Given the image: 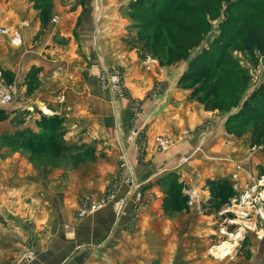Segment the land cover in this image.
Wrapping results in <instances>:
<instances>
[{
    "label": "crops",
    "instance_id": "1",
    "mask_svg": "<svg viewBox=\"0 0 264 264\" xmlns=\"http://www.w3.org/2000/svg\"><path fill=\"white\" fill-rule=\"evenodd\" d=\"M35 4L0 0L1 26L29 22L22 47L0 37V67L12 79L15 96L7 110L33 118L37 111L60 114L71 122L47 138L35 126L7 131L39 133L48 144L61 138L68 148L52 158L71 167L38 168L27 156L0 154V264L25 260L24 247L32 258L26 264H245L240 256L225 261L228 256L208 255L209 215L192 209L186 221L170 220L162 203L171 182L184 194L192 190L202 206L214 203L216 191L232 190L264 169L262 149L244 145L228 132L226 116L180 86L185 65L145 66L129 40L125 1L53 0L46 14ZM112 66L122 70L130 96L102 91L94 70ZM33 78L35 88L28 93L26 83ZM156 90L157 101L151 96ZM132 98L143 106L133 124ZM132 131L140 135L138 142L131 140ZM122 150L128 184L119 171ZM238 163L249 173L235 180ZM118 181L117 197L127 198L121 215L108 191ZM140 193L145 199L137 202ZM109 197L102 209L80 214L89 199ZM251 251L252 264H264V250Z\"/></svg>",
    "mask_w": 264,
    "mask_h": 264
},
{
    "label": "rangeland",
    "instance_id": "2",
    "mask_svg": "<svg viewBox=\"0 0 264 264\" xmlns=\"http://www.w3.org/2000/svg\"><path fill=\"white\" fill-rule=\"evenodd\" d=\"M37 1V0H36ZM124 1V0H121ZM127 2L129 0H126ZM239 1L242 2V0H178L177 5H183V3H188L195 5L198 9L195 15V19L198 23L204 24L206 27V32L203 37L202 43L194 48L192 51H190V54L187 59L185 60H180L178 62L172 63L170 61V52L168 51V45H159L162 41H160V34L164 29L170 28L172 25L171 30L169 31L171 34H174L177 36L175 33L178 29V25L180 22L183 20V16H176L174 18H167L165 20L161 21H151L150 19L145 23L146 26L142 25L144 28L140 29L139 26L136 24V20H131V24L129 27V33L130 35V43L132 44L133 47L136 48L137 52L139 53V57L149 66L150 64L153 65H162V66H171L174 64H182L185 65V67L188 69L189 67V61L192 60L193 58L197 57L204 51H208L213 53L214 51L216 54H212L213 60L217 61L218 57L222 53L221 51L223 50L221 48L222 45H225V43L228 42L226 39H220L221 35L225 32L224 30L226 29L228 32L227 34L230 36L231 32L233 33V28H236L234 25H231L230 19L234 15H238V11L235 9L236 3ZM50 8L51 4L53 3V0H50ZM254 3L257 7L256 13L258 15H254L252 17L255 21L263 22L264 23V0H254ZM47 4V2L45 3ZM126 6H124L125 8ZM53 22L57 23V17L55 16L53 19ZM134 23V26H132ZM144 23V22H143ZM136 24V26H135ZM29 27V22L28 21H21L15 25L13 29H10L9 27L6 26H1L0 25V37H5L8 36L10 38V42L13 46L20 48L23 45V31ZM4 30V31H2ZM141 31V32H140ZM17 40H16V36ZM223 43V44H222ZM171 50V49H169ZM225 59H224V67L220 69V73H215V69H208L205 70L200 77L196 85H201V84H206L204 81L209 79H213L215 81V78L213 75L216 76H222V74L225 72V70H230L231 73L234 71H240V77L239 79L234 78L233 75H230L231 83L233 84L232 86H235L234 89L230 86L231 91L229 94L226 93L223 87L219 88L216 86H212L209 90L205 91L204 95L202 96H196V97H201L203 101L210 100L213 97H218L222 101L215 102L214 100L211 102V107L209 109H217L219 110L224 116H226V120L229 117V115L233 112H235L239 107H234L230 111H222L223 109L221 108L222 106L228 107L230 106V103H233L234 99L238 101V103L241 104V102L244 101V99L254 90L256 89L260 83L264 80V55L260 54L259 52L255 53H249V52H243L241 50H238L236 48H230L229 50H225ZM206 57V56H205ZM160 58L163 61H160ZM205 59L204 57H202ZM209 58V57H208ZM206 58V59H208ZM230 63V64H229ZM227 64H229V67H227ZM118 67V66H117ZM1 68V67H0ZM94 69V68H92ZM186 69V70H187ZM3 71V70H2ZM0 69V108L5 110L6 113H9L7 110L8 107H10L14 100V92H13V85H11V78L4 76V71L2 72ZM96 73L95 75L99 78L98 74V69L94 70ZM100 73V70H99ZM244 77H248L247 84L246 85H241L244 82ZM36 78V77H35ZM35 78L31 79V81L27 80V87L26 89L28 90V93L34 90L35 85H32V83L35 82ZM207 78V79H206ZM234 79V80H233ZM100 80V79H99ZM236 80V81H235ZM243 80V81H242ZM235 81V83H234ZM38 86V84H37ZM124 86L126 89L127 86ZM100 87L102 91L106 94L109 93L113 97L118 98L117 95H114L111 91V89L108 87L106 88L105 86H102L100 82ZM204 87V86H203ZM205 87H208L207 85ZM192 89V88H191ZM236 89V90H235ZM129 91V90H128ZM26 93L25 95H27ZM151 96H153V99L158 98V93L157 90L154 91L153 93L151 92ZM130 96V92H129ZM10 97V100L8 98ZM25 96H22L21 98H24ZM119 98H125V97H119ZM130 98V97H129ZM151 98V97H150ZM134 99L132 98L131 101ZM139 100V99H137ZM63 101V100H62ZM135 101V100H134ZM133 101V102H134ZM132 102V103H133ZM143 106L139 108V112L137 111L138 108L135 109L133 106V116L131 123L133 124L134 122V117L135 120L137 118H141L143 116ZM135 109V110H134ZM44 113V112H43ZM42 113L40 111H37V117H34L32 115H26V112L21 111L13 114H9L6 117L0 118V154L1 157H12L14 155L21 154L20 157L27 156L30 158L32 162H34L38 168L41 165L47 166L48 164L53 165L54 167H61L63 168V165H66L67 168L71 167V162L63 164V159L61 160H54L52 156L60 157V155H57L56 149L54 150L53 148L49 147L48 145L44 146H28L26 147L25 145L20 143V140H15L17 137L13 136L12 139L9 138V134L7 129H25L26 125H28L30 128L36 127L38 128L41 126L42 122ZM50 118L53 119H48L49 121L54 122V125H56L57 129H66L65 125L66 122L70 123L71 120H68L66 117L63 115H53L50 116ZM31 125V126H30ZM251 131V126H249L242 137L240 139L243 141L244 145L247 144L246 141H248V136ZM234 135V134H232ZM139 134L137 131H132L130 138L131 140L138 142L139 139ZM237 137L236 135H234ZM239 139V138H238ZM249 143V142H248ZM251 144V143H250ZM251 147L253 149H258L261 150V146L253 145L251 144ZM197 151H201V149H197ZM263 151V150H262ZM127 154L125 150L120 151L119 154V161L120 163V175L122 177V181L124 183H129L130 181V176L128 177L129 173V167L127 165H122V154ZM48 161L49 163H44ZM68 164V165H67ZM241 165V169L243 173H247V168L246 166L242 165L241 163H238ZM73 165V164H72ZM65 166V167H66ZM264 167V166H262ZM236 169V168H235ZM241 172V173H242ZM264 175V169L260 168L258 175L256 176L259 178L260 176ZM254 176H248L246 181L241 184L243 187H245L247 184L251 183L254 181L256 178ZM118 182H113L110 184L108 187L109 195L111 196L112 200V205L117 213V215H121L122 210L124 208V204L127 201L126 197H117V184ZM236 190V185L232 186V190H223V192L216 191L214 193L215 200L211 201L214 203H210V205L202 206L199 204V199L194 197H190L189 192L186 191V196L187 200L180 201L179 203L172 205L169 209L164 208V199L162 203V208L164 211V214L166 216H169L170 220H175V221H180L183 222L184 220L186 221L187 214L189 211L192 209H196L202 215H209V221H208V230H209V248H208V255L212 256L211 249H216V246H221V245H227V244H232L235 242L233 240V237L236 238L238 237L236 235L237 233V226L235 222H229L228 224L222 223L223 218L225 215L221 214L223 212L226 215H231L230 212H227V208H230V204L232 203V200L238 199L241 195V190L240 192L235 191ZM116 191V192H115ZM183 192V191H182ZM184 194V192H183ZM113 196H116L113 199ZM137 202H142L145 198L142 193L138 194L136 196ZM165 198V197H164ZM109 198L102 199V200H97V201H102L104 204L103 207L109 202ZM124 200V204L122 205L121 200ZM90 201H93V198L89 199L88 203ZM86 203L85 205H88ZM119 204H121V208L119 207ZM84 205V206H85ZM84 206L80 209V211L84 208ZM102 207V208H103ZM100 208V209H102ZM191 208V209H190ZM208 209V211L204 210ZM99 210V209H98ZM96 210V211H98ZM193 211V210H192ZM202 211V212H201ZM95 211L91 212L94 213ZM234 216V215H233ZM234 219V217H232ZM195 220V219H194ZM193 220V221H194ZM248 224V223H247ZM252 225V224H251ZM29 229L32 231V234L35 235V233H39L38 229ZM228 230L229 232H232L231 234L226 235L223 234L221 231ZM71 231V230H70ZM69 232V231H68ZM261 241H264V223H261V221H257V223H254V228H245V232L243 235L241 234V238L238 242V244L235 242V254L234 256H228L226 260L228 259H238V257H243L245 264H252L251 258L253 257V251L254 250H264V247H260ZM22 248V247H21ZM25 250H23L21 253H26L24 259L25 260H18L17 264H26L31 258L29 247H24ZM242 261V260H241ZM16 264V263H15ZM239 264V263H238ZM257 264V263H256Z\"/></svg>",
    "mask_w": 264,
    "mask_h": 264
},
{
    "label": "trees",
    "instance_id": "3",
    "mask_svg": "<svg viewBox=\"0 0 264 264\" xmlns=\"http://www.w3.org/2000/svg\"><path fill=\"white\" fill-rule=\"evenodd\" d=\"M124 1L126 6L124 10L126 11V14L131 20L137 21L136 24L140 29L144 28L142 25L146 26L145 23L149 19L151 21H161L167 18L183 16V20L180 22L178 29L175 32L177 36L169 32L172 25L170 28L164 29L160 34V41L162 42L159 43V45H168L170 61L172 63L187 59L190 51L202 43L206 27L204 24H200L196 21L195 15L198 9H196L197 7L195 5L188 3L177 5L178 0ZM46 2L47 4H45ZM50 3V0H37L35 6L38 9H42L43 14H46L50 9ZM235 5V9L239 13L238 15H234L230 21L231 25H234L236 28H233L234 31L233 33L231 32L230 36L227 34L228 31L226 29L221 35L220 39H226L228 42L221 46L223 50L221 51L222 53L218 57V60L214 61L213 57H211L213 56L212 54H216L214 51H212L213 53L209 52V50L204 51L189 61V67L181 77L180 86L184 88H192L193 94L196 96L204 95L205 91L209 90L212 86H216L218 89L223 87L228 94L231 91L230 86L234 89L235 86H232L233 84L231 83L230 75L239 79L241 74L240 71H233L231 73L230 70H225L222 76L218 77L213 75L216 77L215 81L206 78L207 80L204 81L206 84L196 85L197 83H195L199 81L205 70L215 69V73H220V69L225 66V50L236 48L243 52L255 53L257 51L264 55V23L255 21L252 18L254 15H258L256 13L257 7L254 0H242V2L239 1ZM132 26H134V23ZM160 61L163 60L160 58ZM229 64H227V67H229ZM3 73L4 76H8L7 73ZM31 74H33V72ZM247 78L248 77H244V82L241 85L247 84L248 81L245 80ZM206 85L208 87H205ZM213 100L217 102V100L222 101L224 99L220 100L218 97H213L210 100L208 99L204 101L208 108L211 107V102ZM229 105L230 106L228 107L222 106V111H230L234 107H239V109L231 113L226 120L228 132L237 137H242L245 130L251 126L248 141L253 145L261 146L264 152V80L244 99L243 102H241V104L234 99L233 103H230ZM8 115L9 113H6L5 110L0 108V118ZM41 119L42 124L39 127L46 132V138L49 133L54 135L57 127L54 125L53 120L48 122V119L51 120L53 118L42 114ZM40 136L39 133L31 132L29 135L21 130L18 135L15 136L17 137L15 140H20V143L26 147L48 145L54 150L58 148L56 149V152H61L63 149V151H66L68 148L61 138L55 141L53 140L48 144L46 139L40 140ZM12 137L13 136L9 135L10 139H12ZM184 199L187 200V196L183 194L182 187L180 186L178 188L175 182H171L167 190V195L164 198V208L169 209L172 205H175Z\"/></svg>",
    "mask_w": 264,
    "mask_h": 264
},
{
    "label": "built area",
    "instance_id": "4",
    "mask_svg": "<svg viewBox=\"0 0 264 264\" xmlns=\"http://www.w3.org/2000/svg\"><path fill=\"white\" fill-rule=\"evenodd\" d=\"M17 37L18 35L16 36V40ZM97 75L99 76L102 86H105L106 88L109 87L114 95H117L118 97L129 96V91L124 86L123 72L119 67L112 66L109 68L98 69ZM8 100H10V97L8 98ZM133 106L135 107V109L138 108L137 111L139 112V108H141L142 104L139 100H135L133 102ZM159 141L162 142V139H159ZM121 158L122 165L128 166L127 154L123 153ZM238 168L241 169V166H238ZM234 177H237V175L235 174ZM236 189H238V186H236ZM188 191H190V197L195 198V193L192 190ZM238 192H240V190ZM235 198L229 205L230 208H227V212H230L231 215H226L221 212V214L225 215L222 223L224 222L228 224L229 222L234 221L238 228L237 233H241L242 235L244 232L242 233L240 230L244 227L243 223H250L252 224V227H254V223H257L258 220L261 221V223H264V175L260 176L259 178H255L254 181L243 187L240 197H238V199ZM103 203L102 201H90L88 205H85L84 208L80 211V214L87 215L88 213L96 211L103 207ZM121 203L122 205L124 204L123 199L121 200ZM119 207L121 208V204H119ZM232 217H234V219ZM221 232L228 236L232 233L227 229ZM238 238L241 237L239 236Z\"/></svg>",
    "mask_w": 264,
    "mask_h": 264
},
{
    "label": "bare ground",
    "instance_id": "5",
    "mask_svg": "<svg viewBox=\"0 0 264 264\" xmlns=\"http://www.w3.org/2000/svg\"><path fill=\"white\" fill-rule=\"evenodd\" d=\"M241 166V165H240ZM242 172V169H240V168H238V166H237V168H236V171H235V173L232 175V178L233 179H235V180H238L239 178H240V176H239V174ZM237 175V177H234V175ZM257 178V177H256ZM243 189V185H240V186H238V189H236L235 191H239V190H242ZM240 224H242V223H240ZM243 228H241V232L243 233V232H245V228H249L250 229V227L251 228H254V227H252V225L250 224V223H246V224H244L243 223ZM249 226V227H248ZM236 235L239 237H241V233L240 234H238V233H236ZM238 237H236V238H234L233 237V240L238 244V242H239V240H240V238H238ZM238 241V242H237ZM235 242H233L232 244H227V245H225V246H222L220 249H217V250H214L211 254H212V256L213 257H217V258H221L222 256H231L234 252H235V246H236V244H235Z\"/></svg>",
    "mask_w": 264,
    "mask_h": 264
}]
</instances>
